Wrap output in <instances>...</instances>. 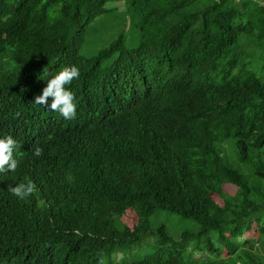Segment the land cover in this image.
Wrapping results in <instances>:
<instances>
[{"label":"trees","instance_id":"obj_1","mask_svg":"<svg viewBox=\"0 0 264 264\" xmlns=\"http://www.w3.org/2000/svg\"><path fill=\"white\" fill-rule=\"evenodd\" d=\"M112 1L0 0V264H264V0Z\"/></svg>","mask_w":264,"mask_h":264},{"label":"clouds","instance_id":"obj_2","mask_svg":"<svg viewBox=\"0 0 264 264\" xmlns=\"http://www.w3.org/2000/svg\"><path fill=\"white\" fill-rule=\"evenodd\" d=\"M80 75V69L77 65H68L61 68L58 72H55L47 79L46 86L42 89V94L36 95L34 102L43 109H48L50 117L56 123L61 121V126H67L72 124L75 120L77 112L76 97L73 90L68 87L71 82L78 78ZM51 97V102H48V98ZM20 119L25 123H32L36 121L30 114L29 109L23 112H19ZM18 141L12 136L0 135V173L6 172L9 169L15 170L17 168V159L15 156ZM41 148L35 149V155L41 154ZM10 192L17 198H26L35 190L34 183L29 180L27 183H18L15 186L10 187Z\"/></svg>","mask_w":264,"mask_h":264},{"label":"rangeland","instance_id":"obj_3","mask_svg":"<svg viewBox=\"0 0 264 264\" xmlns=\"http://www.w3.org/2000/svg\"><path fill=\"white\" fill-rule=\"evenodd\" d=\"M106 6L116 7L119 10L124 8L123 0L112 1L109 4H107ZM135 30H136V28L133 27V31H131L129 33V35L127 36V42L129 45H134L137 43L138 35L135 32ZM253 59H254L253 65H254V70L256 72V75L264 82V49H257V53H255V56H253ZM224 190L229 192V193L234 192L233 191L234 189L231 186H227L226 188H224ZM168 225L170 228H173L176 230L175 226H173V223L171 224L170 221H168ZM130 260H131V258L129 259V261Z\"/></svg>","mask_w":264,"mask_h":264}]
</instances>
